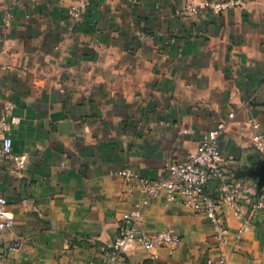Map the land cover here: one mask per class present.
<instances>
[{"label": "crops", "instance_id": "crops-1", "mask_svg": "<svg viewBox=\"0 0 264 264\" xmlns=\"http://www.w3.org/2000/svg\"><path fill=\"white\" fill-rule=\"evenodd\" d=\"M75 2L0 0V92L15 106L7 113L14 153L26 158L25 170L0 160V196L15 217L0 240L8 264L107 263L140 200L115 172L162 179L167 162L186 159L221 124L226 176L261 194L264 159L249 122L264 130V0L192 18L178 15L185 0H90L80 21L70 14ZM228 224L234 233L230 215ZM142 226L150 235L173 229L182 244L156 260L138 246L129 264H206L220 255L264 264V212L225 248L181 199H155ZM21 239L23 249H11Z\"/></svg>", "mask_w": 264, "mask_h": 264}, {"label": "built area", "instance_id": "built-area-1", "mask_svg": "<svg viewBox=\"0 0 264 264\" xmlns=\"http://www.w3.org/2000/svg\"><path fill=\"white\" fill-rule=\"evenodd\" d=\"M245 4V0H185L178 15L192 18L210 12L214 16H220L242 8ZM89 6L90 0H76L70 8V14L75 21H80ZM11 18L10 13L6 14V26L10 25ZM14 109L12 103H3L0 92V160L13 162L18 170H25L26 158L14 153L13 140L9 136L15 120L9 118L7 113ZM249 127L252 147L264 159V130L259 122L252 120ZM225 128V124H221L216 129L204 133L197 149L186 159L167 162L166 174L162 179L151 180L142 177L130 168L115 172L116 176L126 182L129 193H139L140 200L132 211L124 215L114 249L105 264H129V254L138 246L146 250L150 260L158 259L160 251L168 256H173L178 251L182 238L173 229L151 235L143 230L145 211L161 196L167 204L181 199L186 208L205 215L213 232L212 237L220 248H225L233 242L239 243L250 232L255 220L264 212V189L259 197L255 198L256 193L252 185L234 183L226 176L219 146ZM212 182L218 184L215 192L208 190ZM229 215L238 223L234 233L228 224ZM14 225V214L10 211L6 198L0 196V240ZM23 247L24 241L21 239L17 240L11 249L20 251ZM7 251L8 248L0 252V264H8ZM206 264H228V260L224 255H220L208 258Z\"/></svg>", "mask_w": 264, "mask_h": 264}, {"label": "water", "instance_id": "water-1", "mask_svg": "<svg viewBox=\"0 0 264 264\" xmlns=\"http://www.w3.org/2000/svg\"><path fill=\"white\" fill-rule=\"evenodd\" d=\"M258 184L257 189L261 193L264 189V162L257 169Z\"/></svg>", "mask_w": 264, "mask_h": 264}]
</instances>
